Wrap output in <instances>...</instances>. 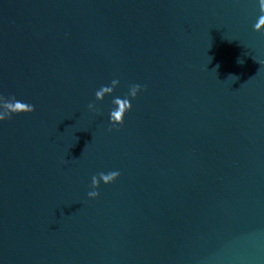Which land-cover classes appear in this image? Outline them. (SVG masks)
<instances>
[{"label":"water","instance_id":"water-1","mask_svg":"<svg viewBox=\"0 0 264 264\" xmlns=\"http://www.w3.org/2000/svg\"><path fill=\"white\" fill-rule=\"evenodd\" d=\"M258 4L0 0V264H264Z\"/></svg>","mask_w":264,"mask_h":264},{"label":"clouds","instance_id":"clouds-1","mask_svg":"<svg viewBox=\"0 0 264 264\" xmlns=\"http://www.w3.org/2000/svg\"><path fill=\"white\" fill-rule=\"evenodd\" d=\"M258 7L260 15L258 16L257 22L254 24V30L261 31L264 30V0H259ZM237 62L240 64L244 63L241 62L240 59H238ZM118 84L119 80L113 79L110 85L101 86V88L95 92L96 100H103L106 94H112ZM141 89L142 85L140 84L130 85L129 93L125 98L116 97L113 99L112 103L116 107H114L110 111V127L108 129L109 131H112L113 129L119 130V126L123 125L126 112L130 111L132 108L131 101L127 98V96H130L134 99ZM0 101H2V103H0V109H2L0 110V121L11 119L13 114L30 113L35 111V105L21 102L14 96L11 99L0 96ZM88 108L91 110H97L95 108V103H89ZM119 175V171H110L108 173L99 172L98 174L93 175L91 183V187L93 190L88 192V196L91 198H96L97 196H99V192L96 189H98L100 182L103 181V183L105 184L112 183L119 177Z\"/></svg>","mask_w":264,"mask_h":264}]
</instances>
